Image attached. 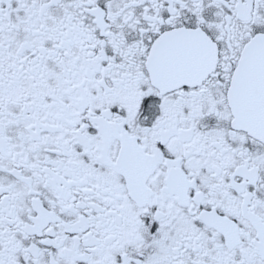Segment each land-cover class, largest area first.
<instances>
[{"label":"snow or ice","instance_id":"1","mask_svg":"<svg viewBox=\"0 0 264 264\" xmlns=\"http://www.w3.org/2000/svg\"><path fill=\"white\" fill-rule=\"evenodd\" d=\"M0 264H264V0H0Z\"/></svg>","mask_w":264,"mask_h":264}]
</instances>
